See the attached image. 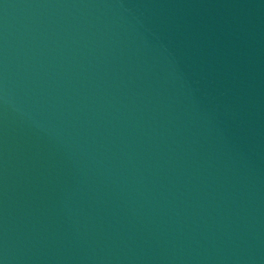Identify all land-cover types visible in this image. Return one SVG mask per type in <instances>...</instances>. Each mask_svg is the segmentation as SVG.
Masks as SVG:
<instances>
[{
	"label": "water",
	"instance_id": "95a60500",
	"mask_svg": "<svg viewBox=\"0 0 264 264\" xmlns=\"http://www.w3.org/2000/svg\"><path fill=\"white\" fill-rule=\"evenodd\" d=\"M2 264H264V0H0Z\"/></svg>",
	"mask_w": 264,
	"mask_h": 264
},
{
	"label": "snow or ice",
	"instance_id": "6c2138e0",
	"mask_svg": "<svg viewBox=\"0 0 264 264\" xmlns=\"http://www.w3.org/2000/svg\"><path fill=\"white\" fill-rule=\"evenodd\" d=\"M0 264H2V262H0Z\"/></svg>",
	"mask_w": 264,
	"mask_h": 264
}]
</instances>
